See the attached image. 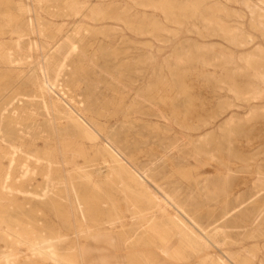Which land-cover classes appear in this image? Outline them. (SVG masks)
<instances>
[{
  "label": "rangeland",
  "instance_id": "rangeland-1",
  "mask_svg": "<svg viewBox=\"0 0 264 264\" xmlns=\"http://www.w3.org/2000/svg\"><path fill=\"white\" fill-rule=\"evenodd\" d=\"M201 1L93 0L94 8L104 6L106 19L46 16L40 34L32 28V33L0 38V56L9 58L24 48H52L47 57L55 86L52 96L90 123L100 140L105 132L98 126L110 129L127 158L121 160L151 192L160 197L162 188L185 208L195 243L167 225L158 211L134 206V198L126 206L110 190L100 196L79 188L85 219L70 216L71 207L54 186L61 180L74 182L64 166L71 159L59 154V145L57 154H48L43 135L27 134L11 142L10 147L20 151L14 150L11 159L3 157L0 145V216L29 215L30 220L22 222L35 231L74 244L75 250L66 255L77 264L93 258L96 264H201L208 251L198 252L197 240L210 243V252L226 264H264V0ZM48 3L45 12L54 7L56 14L57 7L59 14L65 13L61 0ZM113 17L125 24L110 20ZM152 24L157 31L149 29ZM54 37L61 39L56 46L51 44ZM7 66L14 70L0 73V92L12 84L0 101V119L13 121L16 131H23L43 119L35 114L43 104L35 91L38 80L32 72L26 81L18 79L16 72L30 70L26 65ZM64 84L63 92L57 89ZM147 86L153 89L147 92ZM73 104L79 107L73 109ZM72 160L84 164L88 158ZM11 163L22 170L7 177ZM46 186L56 198L54 211L37 198ZM147 211L157 212V231L151 228L134 240L107 224L117 222V214L120 224L126 229L129 224L132 231ZM31 255L23 245L0 240V264H50ZM205 262L216 264L214 259Z\"/></svg>",
  "mask_w": 264,
  "mask_h": 264
},
{
  "label": "bare ground",
  "instance_id": "bare-ground-1",
  "mask_svg": "<svg viewBox=\"0 0 264 264\" xmlns=\"http://www.w3.org/2000/svg\"><path fill=\"white\" fill-rule=\"evenodd\" d=\"M61 1L63 2V4H66L64 14H59L58 12L59 8L57 7H56L57 9L56 14L52 12L53 10H55L54 7H52L53 8L52 11L45 12V10L47 9L45 7L49 5L48 0H0V38L4 35H25V31H29L32 28L35 30V34H40L42 31H44L43 28L47 26V24L44 21V17L46 16L52 18L89 17L93 20L106 19L104 17L105 15L104 6H99L94 8L93 0H80V1L61 0ZM189 6L193 7V5H188L187 7ZM260 13L261 12L258 11L259 15ZM110 20H117L119 22L124 23V21L120 17L118 18L113 17L110 18ZM144 27L147 28L146 26ZM138 28L139 26L137 27V29ZM156 28L157 27L154 26L153 24L150 25L149 27L151 31L152 30L157 31ZM139 30H137L136 33L138 32L139 35H143V31L141 30L139 32ZM29 32L32 33V31ZM1 42L2 41H0V43ZM60 42L61 39L58 40L57 37H54L51 41V44H54V46H56ZM1 47L2 46H0V48ZM51 50L52 48L48 49L42 46H38V47H34L33 49L30 48L22 49L21 51L22 53L17 55L15 58L12 57L9 58V55L6 54L0 56V73L1 72L8 74L12 73L14 69L12 67L9 68L7 65H26L30 67V70L28 72L26 71V69L21 72H16L17 77L21 81H26L28 74L32 72L34 74V78L38 80L36 85L38 89L37 90L34 89V90L38 93V97L40 98V100L43 101V104L41 105V111L35 112V114H38L43 118L42 121H36L33 122L32 125L24 126L23 131H16L15 124L13 123V121H8L7 119H5L4 122L2 119H0V145H2L3 152L5 153L3 154V157L11 159L12 157L15 156L14 150L16 151V153L20 152L18 148L14 149L13 146L10 147V143L15 141L16 139L20 140L21 137L26 138L27 134L34 135L35 138L43 135L45 137L44 141L47 147L46 150L48 154L51 155L57 154V147L59 145L63 149V151L59 152V154L64 158L71 159L70 163H65L64 166L70 169V172L72 173V176L74 178V182L70 183L68 181L64 182L61 180V182H58L57 185L54 186L55 189H59L62 192L60 200L64 203V205L65 206L68 205L69 207H71L69 209L70 216L76 215L80 217V219H85V216L82 213L83 212L82 197L80 193L77 194L76 192L79 188L89 189L91 191H94L96 194L100 196H105V195L108 196V191L110 190L112 194L118 195L121 198V202H124L126 206L129 205L130 199L134 198L133 200L134 202L132 201L134 206L143 205V208L145 207L147 210H153V212L154 210L158 211L160 215L165 217L167 221V225L170 224V226H172L173 229L181 231L183 235H186L188 237L190 236L188 239L189 242L191 244L195 243L191 238L192 231L188 229V226L186 224V221H189L188 219L189 216L185 208L180 204L176 203L174 199L169 194H167L162 188H160L161 189L160 192L162 193L160 197L155 196V194L151 192V190L146 186L145 181L142 178H140V176L138 177V174H136L137 175L136 176L131 170V168H129V166H127L126 163H124L121 160V158H123L127 161V158H124V153L119 147L120 142L118 139H114V135L111 134L110 129L104 126H98V130L100 132H105L104 141L100 140L90 130L89 126H92L90 123L88 122L86 123L82 121L73 111H71V109L64 108L52 96L51 91L55 89L54 79L53 77L50 76L49 70L47 68V63L51 58L50 57L47 60V57L49 56ZM149 60L150 59H145L146 62H148ZM9 83L10 84L7 83V85L1 87L4 89H3V93L0 92L2 93L0 95V101L5 99L6 97L5 93L11 90L12 84L11 82ZM57 89L63 92V90L66 89L65 84L62 85L61 88H57ZM145 89L147 90V92L151 91L153 89V86L151 89L148 86L145 87ZM67 92L73 98V94L69 91V88H67ZM18 103L23 104L24 101L19 100ZM8 106L9 105H6L5 109L8 108ZM78 107L79 105L77 104H73L72 106L73 109ZM3 113H7V109L4 110ZM92 122L95 126V122L94 121ZM5 124L8 126L6 127ZM23 156H22L23 158H26L28 155L25 154ZM76 157L83 159V161L87 158L88 160L84 164H78L75 163V160H72L75 159ZM20 170H22V167L20 165L15 166L14 163H11L8 165L7 171L4 174L7 175V177H9V175H11L14 171L18 172ZM227 172L228 174L231 173L230 170H228ZM5 175L3 176L5 177ZM145 178L147 179V177ZM2 185L3 188L8 186V178L2 182ZM85 189H83L84 192ZM51 190L52 189L50 188V186H46L43 191V194L38 196L37 198L38 201L44 204L48 210L54 211L57 202L54 194L51 193ZM153 212L147 211L144 214L145 216L143 217L142 223L134 222L135 227H133L132 231L129 230V224L127 229L120 224L122 219L117 214L115 215L117 222L107 223V224L110 226L112 230L118 229V232L129 234L131 236L130 240H134L135 237L139 238V236L142 237L143 235L148 233V230H150L151 228L154 230L153 225L155 224L154 219L157 212L155 213ZM131 219L133 220L132 217ZM22 220H30V216L29 215L20 216V215H10V214H5L3 216H0V240L10 241L13 245L16 246L23 245L28 251L31 252L32 254L31 258L33 259L34 258L41 259L50 264H77L72 262L73 256L66 255L68 251L72 252L75 250L74 244H70L71 242L67 243L66 241L63 240H57V239L50 240L46 237L45 233L40 232L38 230L35 231V228L32 225L22 222ZM160 223L162 224V222ZM65 226H67V224ZM155 230L157 231V229ZM155 230L152 232L155 233ZM68 231L69 230L66 228V233H68ZM161 236L159 235V237ZM159 237L158 239L160 240ZM211 239L214 242L215 240H217L215 244L223 243V240L220 238L212 237ZM163 240L164 239H161V242ZM204 243L202 244L201 242H199V240H197V244H196L199 249L198 252L208 251L205 252L204 257L201 260L202 262H200L201 264H205L206 260H211V259L216 260V264H226L225 261H223L219 257H216L214 254H212V252H210L212 249L210 243L207 242ZM175 249L177 250V248ZM194 249L197 250V247H194ZM164 250L166 251L167 249ZM178 252L179 251H177V253ZM173 256L171 255L172 258ZM17 257L20 258V255H18ZM68 258L71 259L69 260ZM193 260H191L190 262H193ZM88 264H96V260L93 258V261ZM191 264H199V263H191Z\"/></svg>",
  "mask_w": 264,
  "mask_h": 264
}]
</instances>
